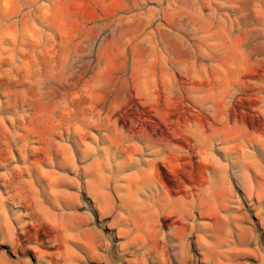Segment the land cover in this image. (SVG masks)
<instances>
[{
  "label": "rangeland",
  "instance_id": "374dc122",
  "mask_svg": "<svg viewBox=\"0 0 264 264\" xmlns=\"http://www.w3.org/2000/svg\"><path fill=\"white\" fill-rule=\"evenodd\" d=\"M0 264H264V0H0Z\"/></svg>",
  "mask_w": 264,
  "mask_h": 264
}]
</instances>
